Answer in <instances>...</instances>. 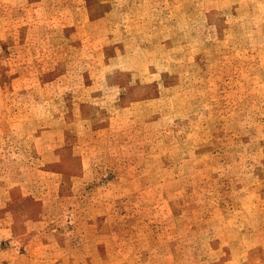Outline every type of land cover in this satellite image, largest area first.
<instances>
[{
  "label": "rangeland",
  "instance_id": "374dc122",
  "mask_svg": "<svg viewBox=\"0 0 264 264\" xmlns=\"http://www.w3.org/2000/svg\"><path fill=\"white\" fill-rule=\"evenodd\" d=\"M0 264H264V0H0Z\"/></svg>",
  "mask_w": 264,
  "mask_h": 264
}]
</instances>
